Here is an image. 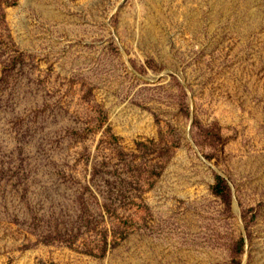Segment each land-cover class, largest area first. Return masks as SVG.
<instances>
[{"label": "rangeland", "instance_id": "obj_1", "mask_svg": "<svg viewBox=\"0 0 264 264\" xmlns=\"http://www.w3.org/2000/svg\"><path fill=\"white\" fill-rule=\"evenodd\" d=\"M0 264H264V0H0Z\"/></svg>", "mask_w": 264, "mask_h": 264}, {"label": "trees", "instance_id": "obj_2", "mask_svg": "<svg viewBox=\"0 0 264 264\" xmlns=\"http://www.w3.org/2000/svg\"><path fill=\"white\" fill-rule=\"evenodd\" d=\"M214 189H215V192L218 194H222L224 192V187H223L222 181H220V178L217 184L215 185Z\"/></svg>", "mask_w": 264, "mask_h": 264}]
</instances>
